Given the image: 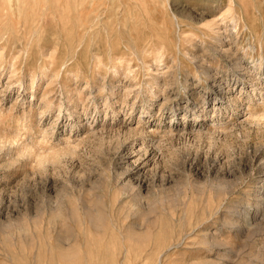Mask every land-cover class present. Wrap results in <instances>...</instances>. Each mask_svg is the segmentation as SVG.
Wrapping results in <instances>:
<instances>
[{
	"label": "rangeland",
	"instance_id": "obj_1",
	"mask_svg": "<svg viewBox=\"0 0 264 264\" xmlns=\"http://www.w3.org/2000/svg\"><path fill=\"white\" fill-rule=\"evenodd\" d=\"M263 112L264 0H0V264H264Z\"/></svg>",
	"mask_w": 264,
	"mask_h": 264
},
{
	"label": "bare ground",
	"instance_id": "obj_2",
	"mask_svg": "<svg viewBox=\"0 0 264 264\" xmlns=\"http://www.w3.org/2000/svg\"><path fill=\"white\" fill-rule=\"evenodd\" d=\"M233 23V22H232ZM233 60V59H232ZM235 62L237 63L238 62V59H235ZM251 117H252V115H251ZM254 120H263L264 119V112H263V114H261V116L260 117H258V116H254V117H252Z\"/></svg>",
	"mask_w": 264,
	"mask_h": 264
}]
</instances>
